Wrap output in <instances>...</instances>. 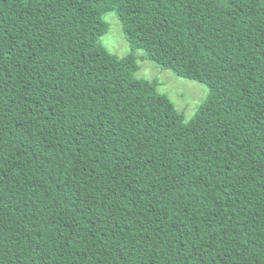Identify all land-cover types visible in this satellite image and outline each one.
I'll use <instances>...</instances> for the list:
<instances>
[{
	"label": "trees",
	"instance_id": "trees-1",
	"mask_svg": "<svg viewBox=\"0 0 264 264\" xmlns=\"http://www.w3.org/2000/svg\"><path fill=\"white\" fill-rule=\"evenodd\" d=\"M0 264H264V0H0Z\"/></svg>",
	"mask_w": 264,
	"mask_h": 264
},
{
	"label": "rangeland",
	"instance_id": "rangeland-1",
	"mask_svg": "<svg viewBox=\"0 0 264 264\" xmlns=\"http://www.w3.org/2000/svg\"><path fill=\"white\" fill-rule=\"evenodd\" d=\"M104 19L110 28L107 34L101 38V42L110 52L120 58L127 56L132 48L124 34L117 12L107 13ZM136 54L141 65L137 77L151 81L158 80L160 93L167 95L173 101L176 108L184 114L187 122L193 119L208 98L209 87L205 83L180 77L172 70L164 69L151 60H145L146 53L143 50H137Z\"/></svg>",
	"mask_w": 264,
	"mask_h": 264
}]
</instances>
